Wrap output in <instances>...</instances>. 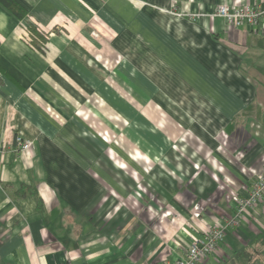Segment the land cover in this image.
<instances>
[{
	"label": "crops",
	"instance_id": "0c3cea01",
	"mask_svg": "<svg viewBox=\"0 0 264 264\" xmlns=\"http://www.w3.org/2000/svg\"><path fill=\"white\" fill-rule=\"evenodd\" d=\"M15 1L40 39L0 3V264H166L215 225L225 240L201 264L264 249V199L230 221L264 179V26L248 36L211 12L264 0ZM215 49L238 59L228 79ZM233 79L253 91L240 112H151L222 105L196 92ZM206 118L209 133L191 128Z\"/></svg>",
	"mask_w": 264,
	"mask_h": 264
},
{
	"label": "built area",
	"instance_id": "2783aa9c",
	"mask_svg": "<svg viewBox=\"0 0 264 264\" xmlns=\"http://www.w3.org/2000/svg\"><path fill=\"white\" fill-rule=\"evenodd\" d=\"M212 13L221 18L226 27L242 28L248 36L256 29L264 26V1L253 5L247 3L232 5L224 1L218 4ZM27 22L30 23L26 19V22L24 21L25 31ZM30 145L29 140L16 136L13 142V150L16 152L26 151ZM262 199H264V179L253 178L247 190V195L237 203L236 215L230 220L231 223L238 224L246 209L256 205ZM195 215L198 216L199 214L196 213ZM224 240L225 234L222 228L218 225L212 226L192 239L183 256L167 261L166 264H201L207 257L217 251Z\"/></svg>",
	"mask_w": 264,
	"mask_h": 264
},
{
	"label": "rangeland",
	"instance_id": "374dc122",
	"mask_svg": "<svg viewBox=\"0 0 264 264\" xmlns=\"http://www.w3.org/2000/svg\"><path fill=\"white\" fill-rule=\"evenodd\" d=\"M177 10V8L175 9V11ZM214 9L211 11L213 12ZM190 21L191 23H195V21H197V14L195 15H190ZM175 28L176 26H178V30H181V31H184L186 33H189L190 32V27L189 26H184L182 27L181 25L179 24H176L174 25ZM223 47V49L226 50V48L221 45ZM223 50H216L215 49V55L218 56V60H217V72H216V75L221 77V78H225L228 79L232 74H234V71H236L235 69L238 68V65H239V62H238V59L236 58V56H234L232 53L230 54H225L224 52H222ZM224 54V60L221 61V55ZM210 55H213V52L210 51ZM229 59L231 60L229 64H226L227 61H229ZM221 61V63H220ZM219 82L220 83H224L223 80L219 79ZM229 85H228V92L229 94H224V93H221V91L218 90V87L217 85H215V89H214V86L211 87L210 89V92L208 94V91H207V87L205 88V91L202 92V91H198L196 92V96H210V97H214V96H217V97H222L224 98V100H221L222 102V105H206V104H203V105H200L198 107H193L192 105H188V107H190L191 109L188 111L187 109H185L184 107H182L181 105H173V106H167V113L166 112H163V110H161L159 107H155L154 108H151V112L154 113V114H157V118H162V122L166 123L168 122V118L170 115H168L169 113H173L175 112L176 114H184L185 116V113L186 112H191V113H194V111H197V113H205L207 110V115H209L211 112H214L213 110L215 111H222V113H225L223 112L224 109H227L228 110H231L232 114H235L236 112H240L249 102H252L254 100V96H253V91L252 89H250L248 86L244 85L243 83H238V80H231L229 81ZM224 88V86H222ZM221 93V94H219ZM247 95H246V94ZM240 98H243V100L239 103H237L236 100L240 99ZM225 102V103H224ZM236 102V103H235ZM236 104V105H235ZM165 111V110H164ZM226 111V113H227ZM159 115V114H161ZM221 113V114H222ZM221 121H223V118L221 119ZM192 122H195V121H192ZM159 123V121L157 120H153V121H146L145 124H143L141 127L142 128H157V124ZM199 123V126L196 127V125H194L193 128L195 131H197L199 129V131H201L203 129V126H204V123L206 125H208L209 127L207 128L206 126L205 129L206 131L204 130L205 133H209L207 132L209 130V128L211 127V123H209L208 119H203V121L200 120ZM171 128V126H169ZM172 131H174V129H171ZM194 132V131H193ZM159 137H157V142H159ZM182 140L186 141V144L189 145V147H193V148H197V147H201V151L200 153H196V155L198 156H203L204 158H207L208 160L211 159V155L209 156L208 152H207V148L205 145H200V142L197 141L196 137L192 134H190V136L188 135L187 137L185 136ZM158 145H160L159 143H157ZM173 144V140H171L169 138V141L166 143V145H170ZM196 155L195 154H190V156L188 154H186L185 156L181 157V159L183 160H188V161H192V160H195L196 158ZM195 156V157H194ZM205 156H209V157H205ZM178 171L175 170L174 171V175L175 173H177ZM179 172H182L184 174H187L186 176H189L191 173H190V170L189 169H179ZM170 173V172H169ZM200 184V183H199Z\"/></svg>",
	"mask_w": 264,
	"mask_h": 264
},
{
	"label": "trees",
	"instance_id": "16d2710c",
	"mask_svg": "<svg viewBox=\"0 0 264 264\" xmlns=\"http://www.w3.org/2000/svg\"><path fill=\"white\" fill-rule=\"evenodd\" d=\"M0 3L5 6L8 10H10L17 18L26 22L28 18V13L25 8H23L17 1L15 0H0ZM26 31L28 36L32 39L34 36H37L40 39V35L38 34L35 25L31 23H26ZM236 258L244 259L247 261V264H264V249L250 251L247 249H243L236 254ZM262 259V260H261Z\"/></svg>",
	"mask_w": 264,
	"mask_h": 264
}]
</instances>
